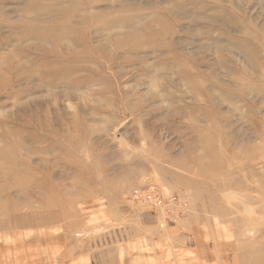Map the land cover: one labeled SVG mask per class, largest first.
Masks as SVG:
<instances>
[{"label":"rangeland","instance_id":"1","mask_svg":"<svg viewBox=\"0 0 264 264\" xmlns=\"http://www.w3.org/2000/svg\"><path fill=\"white\" fill-rule=\"evenodd\" d=\"M0 264H264V0H0Z\"/></svg>","mask_w":264,"mask_h":264},{"label":"built area","instance_id":"2","mask_svg":"<svg viewBox=\"0 0 264 264\" xmlns=\"http://www.w3.org/2000/svg\"><path fill=\"white\" fill-rule=\"evenodd\" d=\"M133 199L137 200L140 203L152 204L159 207L172 204L175 207V203L177 200L175 197L166 198L155 189H150L147 191H137L134 193Z\"/></svg>","mask_w":264,"mask_h":264},{"label":"bare ground","instance_id":"3","mask_svg":"<svg viewBox=\"0 0 264 264\" xmlns=\"http://www.w3.org/2000/svg\"><path fill=\"white\" fill-rule=\"evenodd\" d=\"M30 31V30H29ZM28 31V32H29ZM137 34V33H136ZM47 35V34H46ZM81 43V42H80ZM83 45V44H82ZM63 47V46H62ZM74 47V46H73ZM85 48H86V46H84ZM88 47V46H87ZM65 49V48H64ZM59 50V49H58ZM87 50V49H86ZM83 51V50H82ZM91 51V50H90ZM70 52V51H69ZM42 53V52H41ZM58 53H60V52H58ZM35 56V55H34ZM51 56V55H50ZM71 57V56H70ZM45 58V57H44ZM54 58V57H53ZM49 59V58H48ZM76 59V58H75ZM81 59V58H80ZM87 59V58H86ZM45 60H46V58H45ZM49 61V60H48ZM63 61V60H62ZM50 62V61H49ZM40 64V63H39ZM66 65V64H65ZM71 65V64H70ZM11 66V65H10ZM55 66V65H54ZM14 67V66H13ZM49 67H51V66H49ZM57 68V67H56ZM68 69H70V68H68ZM71 70V69H70ZM55 73V72H54ZM64 73V72H63ZM56 75V74H55ZM63 75V74H62Z\"/></svg>","mask_w":264,"mask_h":264}]
</instances>
